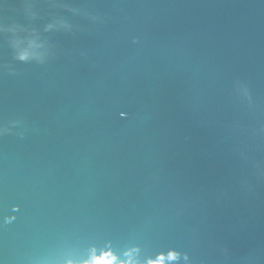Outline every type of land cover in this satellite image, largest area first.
Wrapping results in <instances>:
<instances>
[{"label":"water","instance_id":"1","mask_svg":"<svg viewBox=\"0 0 264 264\" xmlns=\"http://www.w3.org/2000/svg\"><path fill=\"white\" fill-rule=\"evenodd\" d=\"M0 264H264V0H0Z\"/></svg>","mask_w":264,"mask_h":264},{"label":"clouds","instance_id":"2","mask_svg":"<svg viewBox=\"0 0 264 264\" xmlns=\"http://www.w3.org/2000/svg\"><path fill=\"white\" fill-rule=\"evenodd\" d=\"M21 58H22V59H26L27 57H25V56H22Z\"/></svg>","mask_w":264,"mask_h":264}]
</instances>
